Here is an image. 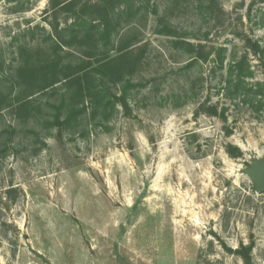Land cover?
I'll return each instance as SVG.
<instances>
[{"label":"rangeland","instance_id":"obj_1","mask_svg":"<svg viewBox=\"0 0 264 264\" xmlns=\"http://www.w3.org/2000/svg\"><path fill=\"white\" fill-rule=\"evenodd\" d=\"M149 2L93 54L95 6L125 2L0 0V70L62 39L83 76L0 113V264H244L243 248L264 264V193L245 173L264 159V0ZM121 47L119 73L93 69Z\"/></svg>","mask_w":264,"mask_h":264},{"label":"trees","instance_id":"obj_2","mask_svg":"<svg viewBox=\"0 0 264 264\" xmlns=\"http://www.w3.org/2000/svg\"><path fill=\"white\" fill-rule=\"evenodd\" d=\"M121 2H125L126 7L120 11L118 14H111L110 11L107 10V8H104L102 6H95L96 10L101 13L102 16V21L98 24H95V22H89L87 23L88 26V33H87V37L88 38H92V34L94 31H97V33L99 34L100 38L102 39L101 41L103 43L100 42H94L93 44L90 45V47L94 50V52H92L93 54L96 51H99V49H105L111 45H113L112 47H114V43L112 42V38L114 36L115 33L118 32L119 29V25L120 22L124 19V18H135L137 15H139L140 13H144V11H148L150 2L149 0H142V4L138 5L137 1L135 0H120ZM74 2H72L71 4H68L66 6V8H68L69 6H73ZM83 11V10H80ZM75 15L78 17L77 20L80 19V14L75 13ZM114 15V16H111ZM80 25V24H79ZM77 26V24H72L71 26H69V29L72 33H77L75 31V27ZM82 26V25H81ZM165 32H167L166 35L168 36H172L171 34V30L169 28H165ZM163 33V32H161ZM81 34V32H80ZM86 37V39L90 42H93L92 40L88 39ZM60 39V38H59ZM141 41H139L138 43H140ZM182 44L185 45L181 42H178V46ZM64 46H71L70 42H64L62 39L58 40V42H55L54 45V51L55 56L50 57L47 61H45L44 63L35 65L34 63H32V60L30 58L28 59H23V65L20 66L17 71L16 74H12V73H7L6 71H4V66L5 64H3L1 66V76H0V113L6 109L11 107L12 103H13V99L15 97V93L14 91L16 90H20L21 92H19L20 95L24 94L27 92L28 89H30L32 86H36V91L38 90L39 92H44V91H49L50 89L53 90L57 87V85L59 83H66V85H71L73 83L79 82V84L82 86V81H83V76H80L77 72L75 74H73L72 76H69L68 71L72 70L74 67L73 66H68V65H62V59L59 56V54L57 53V51L59 49L62 50V47ZM127 46V45H126ZM125 47V46H123ZM131 47V46H130ZM130 47H126V48H122L119 51H122L123 49L127 50L130 49ZM254 52L255 53H263L264 54V50H262L261 46L256 43L254 45ZM25 51L27 49H24ZM123 54H120V56H117L115 58H104L102 63L99 64V66L97 68H93L94 70H100V72H104L106 77H113L116 75V72L119 73V70L121 69V65L118 60H121L123 58H126L129 55L134 54V50H127V51H123ZM88 57H92V56H88ZM115 62H118L117 66H115ZM83 70H89L90 66H82ZM82 71V70H80ZM77 75V76H76ZM75 76L74 78H71ZM63 77V78H60ZM69 79V80H68ZM89 79H93L95 80L94 76H92V73H86L84 80H86V82H88L87 84V88H88V92H91V88H90V82ZM6 84H8L9 88H5V90L1 89V87L5 86ZM72 87V86H70ZM84 90L86 91L85 87H83ZM82 88V89H83ZM38 93V92H36ZM35 94H31L32 97ZM94 93V92H93ZM96 95L98 97V99H100L99 94L96 91ZM67 96V94H66ZM65 94L63 95V102L65 101L66 98ZM72 96V95H71ZM75 97H78L77 95H75ZM115 99H117L118 102H120L123 106H126V102H125V98L120 97L118 98L116 95L114 96ZM24 98L22 97H18L17 101H20ZM96 100V104L98 103L99 100ZM104 99V96L102 95L101 101ZM31 101V100H28ZM5 105V106H4ZM93 104L91 103V106ZM61 110V108H59ZM86 110V109H85ZM72 112H69V116L68 118H66L65 122H69L71 120V116H72ZM60 118L57 119V123H62L59 120ZM238 254L243 258L244 264H252V257L250 254V248L246 249L243 248L241 251L238 252Z\"/></svg>","mask_w":264,"mask_h":264},{"label":"water","instance_id":"obj_3","mask_svg":"<svg viewBox=\"0 0 264 264\" xmlns=\"http://www.w3.org/2000/svg\"><path fill=\"white\" fill-rule=\"evenodd\" d=\"M245 173L251 178L256 193H264V159L254 160Z\"/></svg>","mask_w":264,"mask_h":264}]
</instances>
